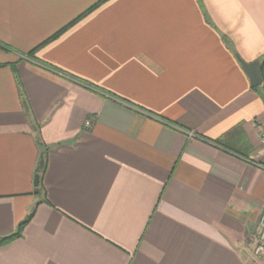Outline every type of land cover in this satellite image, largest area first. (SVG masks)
Segmentation results:
<instances>
[{
	"label": "crops",
	"instance_id": "0c3cea01",
	"mask_svg": "<svg viewBox=\"0 0 264 264\" xmlns=\"http://www.w3.org/2000/svg\"><path fill=\"white\" fill-rule=\"evenodd\" d=\"M263 60L264 0H0V264H264Z\"/></svg>",
	"mask_w": 264,
	"mask_h": 264
},
{
	"label": "built area",
	"instance_id": "2783aa9c",
	"mask_svg": "<svg viewBox=\"0 0 264 264\" xmlns=\"http://www.w3.org/2000/svg\"><path fill=\"white\" fill-rule=\"evenodd\" d=\"M89 124L90 122L89 120H87L85 122V126H89ZM259 137L261 144L264 146V120L260 123L259 126ZM252 254L255 258L264 257V205L261 209V213L258 219V233Z\"/></svg>",
	"mask_w": 264,
	"mask_h": 264
},
{
	"label": "water",
	"instance_id": "95a60500",
	"mask_svg": "<svg viewBox=\"0 0 264 264\" xmlns=\"http://www.w3.org/2000/svg\"><path fill=\"white\" fill-rule=\"evenodd\" d=\"M240 63L249 79L250 86H258L261 83L260 63L258 61L252 63H244L241 61ZM35 183L37 184V178L35 179Z\"/></svg>",
	"mask_w": 264,
	"mask_h": 264
},
{
	"label": "trees",
	"instance_id": "16d2710c",
	"mask_svg": "<svg viewBox=\"0 0 264 264\" xmlns=\"http://www.w3.org/2000/svg\"><path fill=\"white\" fill-rule=\"evenodd\" d=\"M90 10H91V8H90ZM34 52H35V49L26 53V56L33 57ZM263 65H264V60H263ZM39 183H40V180H39ZM31 216H32V214H30L24 221L20 222L16 231L12 235H9L6 237H0V247L5 246L6 244L12 242L13 240L21 237V235L23 233L24 226L29 222V220L31 219Z\"/></svg>",
	"mask_w": 264,
	"mask_h": 264
}]
</instances>
